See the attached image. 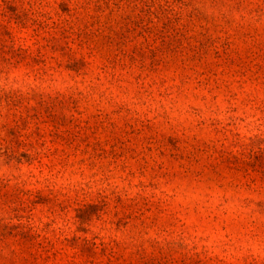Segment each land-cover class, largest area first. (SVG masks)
<instances>
[{"label":"rangeland","instance_id":"374dc122","mask_svg":"<svg viewBox=\"0 0 264 264\" xmlns=\"http://www.w3.org/2000/svg\"><path fill=\"white\" fill-rule=\"evenodd\" d=\"M0 264H264V0H0Z\"/></svg>","mask_w":264,"mask_h":264},{"label":"trees","instance_id":"16d2710c","mask_svg":"<svg viewBox=\"0 0 264 264\" xmlns=\"http://www.w3.org/2000/svg\"><path fill=\"white\" fill-rule=\"evenodd\" d=\"M142 1H146L148 3H152L153 0H104V3H100L97 0V3H98V7H101L103 4L107 6V5H109V3L110 4L112 3L115 6L119 7L124 2H135L136 4H139Z\"/></svg>","mask_w":264,"mask_h":264}]
</instances>
